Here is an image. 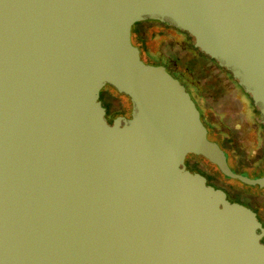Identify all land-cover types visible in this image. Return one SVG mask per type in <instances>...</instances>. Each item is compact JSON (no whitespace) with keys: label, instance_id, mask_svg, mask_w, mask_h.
<instances>
[{"label":"water","instance_id":"95a60500","mask_svg":"<svg viewBox=\"0 0 264 264\" xmlns=\"http://www.w3.org/2000/svg\"><path fill=\"white\" fill-rule=\"evenodd\" d=\"M187 32L264 127V0H0V264H264L248 206L184 163L235 172L185 86L131 27ZM131 103L108 122L100 90ZM263 240V241H262Z\"/></svg>","mask_w":264,"mask_h":264},{"label":"rangeland","instance_id":"374dc122","mask_svg":"<svg viewBox=\"0 0 264 264\" xmlns=\"http://www.w3.org/2000/svg\"><path fill=\"white\" fill-rule=\"evenodd\" d=\"M142 22L144 24L140 28L142 34L146 37L144 43L147 53L151 56L161 55L173 61H178L179 59L177 64L191 71L193 77L201 84V86L186 84L185 87L187 91H190L192 99L200 109L201 119L205 125H208L206 115L210 111L215 113L217 118L221 119L220 121L223 124L219 126L224 131L229 132L230 129L232 130L235 137L234 143L237 144V147L235 144L233 146L226 139H222L221 134L216 133L215 128H209L207 131V137L217 142L224 150L230 168L249 177L261 173L264 169L263 152L260 154L261 159L257 163L258 167L254 166V160L256 159L255 150L257 148V127L250 116V110L246 105V101L240 95L238 89L214 63L204 59L192 60L189 53L178 44L179 35L172 28H165L153 21L144 22L142 20ZM135 27L136 24L134 23L131 27V42L139 48L140 58L146 63L153 64L151 62L155 61L149 59L148 54L143 52L139 43L140 41L135 38ZM185 57L187 58L185 59ZM159 60L158 58L156 61ZM104 89L111 93V96H104L102 94L101 98L103 105L107 107L108 115L129 114L131 109L129 98L110 86H105ZM113 111L114 113L112 114ZM116 111L120 112L116 113ZM236 152L242 154L241 157L244 161L235 156ZM191 156L194 157L189 159L191 163H194V160L199 163L200 166L198 167L202 171L206 173L215 171L217 174H220L221 178L222 176L225 177L223 179L233 184V188L237 190L241 197H244L243 195L249 192L250 187H247L246 183L239 180L227 179L230 177L224 175L213 163L198 154H192ZM256 198H259V196H256Z\"/></svg>","mask_w":264,"mask_h":264},{"label":"flooded vegetation","instance_id":"af4514ba","mask_svg":"<svg viewBox=\"0 0 264 264\" xmlns=\"http://www.w3.org/2000/svg\"><path fill=\"white\" fill-rule=\"evenodd\" d=\"M173 30H174V32L177 35H179V40L177 41L178 44L187 53H189V55L192 58V60L204 59L206 61H210L211 63H214V65L216 67H218L222 71V73L228 78V80H230V82H232L234 84V86L238 89L240 95H242L243 98L245 99L246 105H247V107L250 110V112H249L250 116H251L252 120H254L253 122H254V124L257 127L256 128L257 148L255 150L256 159L254 160V166L258 167L257 163L261 159L260 158L261 152H263L262 155L264 157V127H263L262 123L260 122L259 112L256 113L254 111L255 108H253V106H252L253 102H252V105H251L249 99L247 98V96L245 94H243V89L241 90L239 88V86L237 85V82L234 79H232L231 74L228 72V70H226L223 67H219L216 64V62L214 61V59L208 57L207 55H205L204 53H202L201 51H199L197 48H195L193 46V38L187 32L181 31L179 29H173ZM186 58L187 57H185V59ZM159 61L160 62L157 63V64L163 65L166 68V70H168L174 77L178 78V80L183 85L185 84L184 86H186V84H192V85H195V86H201V84L198 82V80L195 77H193V74L191 73V71H189L186 67H181L179 64H177L179 62V59H178V61L177 60L173 61V60L167 59V58H165V57L160 55V60ZM107 86H109V85H107ZM104 87L101 88L100 96H99L102 105H103V102H102V99H101L102 98V94H104V96H110L111 95V93L108 90H105ZM102 91H103V93H102ZM188 92H190V91H188ZM189 94H191V93H189ZM104 108H105L106 120L108 122H111L112 118L114 116H109L107 107L104 106ZM199 111H200V109H199ZM216 116L217 115L215 113L208 111V114L206 115V120H207V123H208L209 127H208V125H205L204 121H202L203 124L206 126L207 131H208L209 128H212V126L214 125L216 133L221 134V138L222 139H226L229 143H232L233 146L235 144V146L237 147V144L234 143L235 142V137H234V134H233L232 130L230 129L229 132L224 131L219 126L220 124H223L220 121L221 119L219 117L217 118ZM200 117H201V114H200ZM191 155L192 154H187L185 159H184V163H185V165H186V167L188 169H190L191 171H197V172H200L201 174H203L205 176V178H206V182L208 184L213 185L214 187L221 188L226 193L227 199H229L230 201H237V202H240V203L250 207L256 213V216H257L258 220L260 221L261 225L264 227V193L263 194H254L249 189V192H247L246 195H243L244 197H241V196L240 197H234L233 194H235V193L237 194V190L233 188V185L231 183H229V182L225 181V179H223L225 177L222 176V178H221L220 174H217L215 171H212V172L209 171L207 173L202 171L198 167V166H200L198 162H195L193 160L194 163H191V161L189 159L194 158ZM241 155L242 154L240 152L239 153H237V152L235 153V156H238L239 159L244 161L243 158L241 157ZM239 173H241V172H239ZM263 173H264V169H263V171L261 173L255 174L252 177L260 176ZM256 196H259V198H256Z\"/></svg>","mask_w":264,"mask_h":264},{"label":"trees","instance_id":"16d2710c","mask_svg":"<svg viewBox=\"0 0 264 264\" xmlns=\"http://www.w3.org/2000/svg\"><path fill=\"white\" fill-rule=\"evenodd\" d=\"M147 21H153V22H157L159 25H162L163 27H165V28H172V29H176L175 27H173V26H171V25H167V24H165V23H162V22H160V21H157V20H151V19H146V20H144V22H147ZM136 24V27H135V38H136V40L138 39L140 42V45H141V48L143 49V52L145 53H147V50H146V48H145V40H146V37L142 34V31H141V28H140V26L142 25L143 26V22L141 21V22H137V23H135ZM148 54V53H147ZM148 57H149V59L150 60H153V61H155V62H151V63H153V64H157V63H159L160 61H156L158 58L160 59V55L159 56H151L150 54H148ZM215 61V60H214ZM216 62V61H215ZM217 64V63H216ZM229 72V71H228ZM230 73V72H229ZM238 85V84H237ZM239 86V85H238ZM239 88L242 90V88L239 86ZM243 94H245L246 96H247V98L249 99V101H250V104L252 105V99L250 98V96L247 94V93H245L244 91H243ZM111 96V95H110ZM253 106V108H255V112L257 113L258 112V109L256 108V106L253 104L252 105ZM120 112V111H119ZM118 111H116V113H119ZM114 113V111L112 112V114ZM118 115V114H117ZM213 128H214V125L212 126ZM211 129V128H210ZM227 179H232V178H227ZM235 181L237 180V179H234ZM233 185V184H232ZM247 187H250L249 185H247ZM253 193V192H252ZM260 194H263V193H260ZM233 196L234 197H240L241 195L237 192V194L235 193V194H233Z\"/></svg>","mask_w":264,"mask_h":264}]
</instances>
